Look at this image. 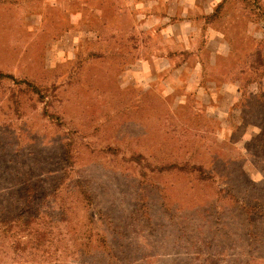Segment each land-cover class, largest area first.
Here are the masks:
<instances>
[{
  "label": "rangeland",
  "instance_id": "rangeland-1",
  "mask_svg": "<svg viewBox=\"0 0 264 264\" xmlns=\"http://www.w3.org/2000/svg\"><path fill=\"white\" fill-rule=\"evenodd\" d=\"M0 71V264H264V0H0Z\"/></svg>",
  "mask_w": 264,
  "mask_h": 264
},
{
  "label": "trees",
  "instance_id": "trees-1",
  "mask_svg": "<svg viewBox=\"0 0 264 264\" xmlns=\"http://www.w3.org/2000/svg\"><path fill=\"white\" fill-rule=\"evenodd\" d=\"M4 80H8L9 83L17 85V87L23 86V89L20 88V93L23 95H27L28 100H30V99H32V97H34L37 102H44V100L46 98V95H45L44 91L42 90V85L37 84L33 80L31 81L28 79H17L12 74H6V73H2L0 71V85L2 83H5ZM11 101L13 103H15V98L12 97ZM166 169H168L167 172H174L177 174H188V175H192V172L195 171L194 167H187V165H178V164L169 166V168L166 167ZM199 174H201L202 177H199V178L196 177V179H198L197 181H199V182H203L205 180L206 176H204L202 171H200Z\"/></svg>",
  "mask_w": 264,
  "mask_h": 264
}]
</instances>
